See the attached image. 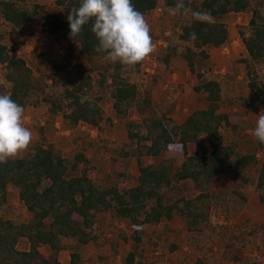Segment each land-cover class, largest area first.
<instances>
[{"label": "trees", "instance_id": "16d2710c", "mask_svg": "<svg viewBox=\"0 0 264 264\" xmlns=\"http://www.w3.org/2000/svg\"><path fill=\"white\" fill-rule=\"evenodd\" d=\"M80 3L81 0H0V94H9L24 109L31 105L37 110L38 116L26 127L39 141L22 157L0 163V212L14 189L28 216L26 221L16 222L0 214V264H82L77 252L70 253L66 263L60 261L63 242L80 246L97 242V214L103 212L132 231L128 251L119 254L116 240L111 244L122 263L155 264L148 263L144 249L156 247L157 240L171 231V226L164 224L143 243L145 228H157L177 218L187 233L200 240L205 238L213 218L218 223L220 217L216 213L220 205L217 199L226 195L216 194L217 175L235 183L232 194L242 203L247 201V187L264 193V157L257 156L264 144L254 137L241 152L239 140H245V132L252 125L243 126L228 111L221 110L223 100L250 112L257 104L264 108V0H184L193 11L211 13V24L195 20L191 14L173 15L177 0H132L135 9L144 15L159 6L172 14L171 36L155 60L163 72L171 73L170 66L181 58L197 79L196 85L185 90L207 102L204 109L193 111L180 123L170 116L173 105L163 110L153 104L148 89L140 90L142 84L131 82L130 75L139 74L140 64L126 69L112 62L102 67L96 80L82 73L75 79L68 69V58L40 56L31 68L27 54L8 42V37L25 34L26 27L41 17V31L74 47L80 59L108 60L106 53L95 50L98 41L91 32V22L79 36L70 38L67 16ZM246 11L251 13L248 24L238 28L246 56L235 64L244 73L249 93L246 97H232L223 92L221 80L198 69L196 62L229 42V30L219 19ZM193 32L195 40L190 39ZM151 79L154 83L158 77L153 75ZM84 97L87 99L82 103ZM104 99L111 102L107 118L100 105ZM132 109L138 120L122 124L124 135L116 154L121 159L134 160L136 184L121 186L119 179L124 175L117 174L110 186L102 188L89 176L95 168L84 153L93 146L87 131L99 129L100 136L101 122L111 124L114 119L127 118ZM56 123L70 129V142L79 148L74 155L64 156L47 141ZM82 127L87 130L83 132ZM253 166H259L257 173L250 172ZM260 200L264 202V196ZM256 230L264 250V224L260 223ZM120 237L127 241L126 235ZM20 242L26 248L20 249ZM41 246H47L50 252L44 255ZM195 247L201 250L198 244ZM177 249L168 244L170 252ZM207 263L197 258L193 264ZM258 264H264V260Z\"/></svg>", "mask_w": 264, "mask_h": 264}, {"label": "rangeland", "instance_id": "374dc122", "mask_svg": "<svg viewBox=\"0 0 264 264\" xmlns=\"http://www.w3.org/2000/svg\"><path fill=\"white\" fill-rule=\"evenodd\" d=\"M38 1V0H32ZM53 2L54 0H49ZM251 13L249 11L240 14H226L219 21L223 22L229 30V42L219 49L210 50L207 59H197L196 66L201 71L206 72L209 76L221 80L223 92L232 97L244 96L249 93L246 87L244 73L238 66L236 60L246 56L245 48L241 42L238 28H246ZM146 21L151 27L152 41L155 45L153 53L139 63V74L130 75L131 82L142 84L140 90L148 89V95L153 104H158L163 110L173 109L170 113L174 121L183 122L193 111L202 109L207 106L203 97L195 94L191 88L197 84L195 76L191 75L186 69V65L181 58H177L172 65L171 73L162 71V65H159L155 58L161 50L167 45V39L171 36L172 14L165 11L160 6L144 15ZM41 17L37 21L26 27L25 34H16L8 37V42L19 48L27 54V64L33 68L36 60L40 56H47L62 60L65 57L69 59L68 69L72 76L77 79L79 74H88L92 80L98 79V73L102 71L105 64L112 63L109 60L101 59H80L74 47L69 46L65 41H56L52 37L41 31ZM129 69V66L125 67ZM37 74V72H35ZM262 73V72H261ZM260 73V74H261ZM228 74V75H227ZM157 76L156 82L152 83L151 76ZM227 75V76H226ZM96 94H99L97 90ZM223 103V104H222ZM221 103V110H226L230 117L246 126L252 125V128L245 132V140L240 139L239 150L246 151V144L253 141V131L260 114H264V108L258 104L252 110L247 111L238 105H228L227 101ZM101 107L107 118L111 113V102L108 99L101 101ZM227 105V106H226ZM24 112V124L28 126L38 116L37 110L29 105ZM262 112V113H261ZM129 119L138 120L135 109L129 111V116L122 120L114 119L111 124L101 122L99 129L88 130L90 140L93 143L91 149L84 151L91 165L95 170L89 172V176L96 184L102 188H107L115 180L117 174L124 175L119 179L121 186H134L136 184V167L132 158L121 159L117 156L116 150L122 144L124 130L122 124ZM52 135L48 136V142L54 143L64 156L74 155L79 148L74 146L68 137L70 129L60 123H56ZM86 131L85 127L81 128ZM39 141L33 137L29 148L20 153L15 158L22 157ZM193 150L192 146L189 148ZM260 158L264 157V150ZM179 160L178 157H173ZM259 166H253L250 169L252 174L257 173ZM216 194L225 192L226 195H220L217 199L219 207L216 213L220 215L218 223L213 218L209 234L200 240V237L191 235L186 232L182 222L175 218L172 222H164L159 227H147L144 230L143 243L147 242L153 232H158L164 224L171 226V231L162 234L157 240V246H148L144 249L148 263L155 264H193L197 258L208 260L207 264H258L264 260V250L261 243L260 232L257 227L260 223L264 224V202H261V194L255 187H247V201L242 203L232 192L235 190V183L225 177L217 175L214 178ZM1 216L16 222H23L28 219L26 209L22 202L18 200L17 193L11 189L7 203L2 207ZM98 241L91 242L85 246L64 241L63 249L59 252V259L66 263L70 253L77 252L80 254L82 264H123L120 259L121 255H115L113 252L112 242L116 240V252L122 254L128 251L132 245L129 238L131 230L124 222H119L109 213L97 214ZM236 226L239 228L236 229ZM235 231V233H233ZM252 231L250 236L247 232ZM120 235H126L127 241H124ZM198 240V241H197ZM168 244H173L178 249L174 252L168 250ZM195 244L201 247L199 251ZM228 250H225V248ZM241 246V247H239ZM20 249L26 248V244L19 243ZM40 251L47 255L50 250L47 246H41ZM235 251H237L235 255ZM226 253V254H225ZM235 257V260L233 257Z\"/></svg>", "mask_w": 264, "mask_h": 264}, {"label": "clouds", "instance_id": "9594fccd", "mask_svg": "<svg viewBox=\"0 0 264 264\" xmlns=\"http://www.w3.org/2000/svg\"><path fill=\"white\" fill-rule=\"evenodd\" d=\"M172 14H191L200 22L214 23L211 13L193 11L184 0H177ZM67 21L72 39L91 22V32L98 41L95 50L106 53V58L113 63L134 67L147 59L155 48L151 27L132 0H81L79 7L71 9ZM196 38L195 32L190 33V39ZM86 99L82 98L81 102ZM24 112L9 94H0V163L17 157L32 142L33 134L24 124ZM253 135L264 144V114L258 116Z\"/></svg>", "mask_w": 264, "mask_h": 264}, {"label": "built area", "instance_id": "2783aa9c", "mask_svg": "<svg viewBox=\"0 0 264 264\" xmlns=\"http://www.w3.org/2000/svg\"><path fill=\"white\" fill-rule=\"evenodd\" d=\"M257 156H258V158H260V154H258Z\"/></svg>", "mask_w": 264, "mask_h": 264}, {"label": "crops", "instance_id": "0c3cea01", "mask_svg": "<svg viewBox=\"0 0 264 264\" xmlns=\"http://www.w3.org/2000/svg\"><path fill=\"white\" fill-rule=\"evenodd\" d=\"M202 109H204V108H202Z\"/></svg>", "mask_w": 264, "mask_h": 264}]
</instances>
